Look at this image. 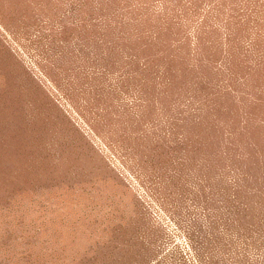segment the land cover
Listing matches in <instances>:
<instances>
[{
    "label": "rangeland",
    "instance_id": "obj_1",
    "mask_svg": "<svg viewBox=\"0 0 264 264\" xmlns=\"http://www.w3.org/2000/svg\"><path fill=\"white\" fill-rule=\"evenodd\" d=\"M0 264H264V0H0Z\"/></svg>",
    "mask_w": 264,
    "mask_h": 264
}]
</instances>
